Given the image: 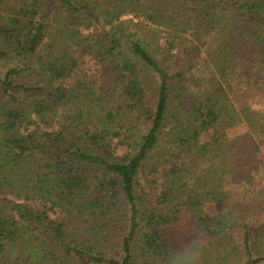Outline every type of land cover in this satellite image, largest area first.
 I'll use <instances>...</instances> for the list:
<instances>
[{
	"label": "trees",
	"instance_id": "16d2710c",
	"mask_svg": "<svg viewBox=\"0 0 264 264\" xmlns=\"http://www.w3.org/2000/svg\"><path fill=\"white\" fill-rule=\"evenodd\" d=\"M0 66V264H165L182 208L264 261V0H0Z\"/></svg>",
	"mask_w": 264,
	"mask_h": 264
},
{
	"label": "rangeland",
	"instance_id": "374dc122",
	"mask_svg": "<svg viewBox=\"0 0 264 264\" xmlns=\"http://www.w3.org/2000/svg\"><path fill=\"white\" fill-rule=\"evenodd\" d=\"M129 17V16H127ZM1 69V66H0ZM250 104L257 109H260L262 112H264V95H262V92H258L257 96L254 98H250ZM245 130V126L243 124H238L236 126H233L227 130L228 135H236ZM209 136V132H204L200 135V140L205 141ZM258 163L254 166V169L252 172V183L251 185H245V188L247 190H254V193L252 194L255 198V202H260L261 208L255 206L253 207V215L249 217V223L252 225H256L259 222L264 221V145L261 147V149L257 153ZM141 182L145 184V190L149 194V196L154 197L160 192V186L159 181L160 178L158 175L154 174H148L146 177L141 176L140 177ZM149 179L151 180L150 183H146L144 180ZM157 178V179H155ZM156 180V181H155ZM223 184L225 185V188H229L230 190V196L234 200H240L242 196V185H232L228 182V177L225 176L222 180ZM247 195H250V192L248 191L246 193ZM230 197V198H231ZM11 198V197H10ZM39 199H33L29 200L28 202L31 204H37L39 203ZM254 202V203H255ZM256 204V203H255ZM258 205V206H260ZM218 204L214 203L210 205V208H206L207 211H215ZM51 217H61L62 213L59 212L58 208H54L52 212H49ZM178 220L176 223L172 224L168 227V230L165 235V242L167 244H171L174 241H180L181 243L184 242L186 237H189V234L191 233H199L200 236L203 238V240L207 243V251L205 253V257L203 260V264H235L237 261L236 256L229 255V252L224 251V249L221 247H217L215 245V241H211V239H207L203 234L196 231L193 226L190 223L189 213L185 209H181ZM239 233L235 232L232 237L234 241L238 240ZM254 264H264V261H260Z\"/></svg>",
	"mask_w": 264,
	"mask_h": 264
},
{
	"label": "clouds",
	"instance_id": "9594fccd",
	"mask_svg": "<svg viewBox=\"0 0 264 264\" xmlns=\"http://www.w3.org/2000/svg\"><path fill=\"white\" fill-rule=\"evenodd\" d=\"M184 242H172L166 249L165 264H203L207 243L199 233H191Z\"/></svg>",
	"mask_w": 264,
	"mask_h": 264
}]
</instances>
